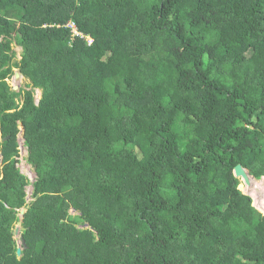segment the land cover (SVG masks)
Here are the masks:
<instances>
[{
	"label": "trees",
	"instance_id": "trees-1",
	"mask_svg": "<svg viewBox=\"0 0 264 264\" xmlns=\"http://www.w3.org/2000/svg\"><path fill=\"white\" fill-rule=\"evenodd\" d=\"M239 164L264 178V0H0V264H264Z\"/></svg>",
	"mask_w": 264,
	"mask_h": 264
},
{
	"label": "rangeland",
	"instance_id": "rangeland-1",
	"mask_svg": "<svg viewBox=\"0 0 264 264\" xmlns=\"http://www.w3.org/2000/svg\"><path fill=\"white\" fill-rule=\"evenodd\" d=\"M14 46V49H15V52H16V59L17 60H20L21 59V53H22V49L18 46H16L15 44L13 45ZM27 79H25L23 76L20 77L19 79H15V77H13L11 80H9V83L12 85V86H18V89L20 87L23 86V88H25L26 84H27ZM35 92V99L36 101L38 102L41 98V91L40 90H34ZM27 156V151L23 149V147L21 146V163L19 164V168L21 169V171L26 174L30 179H35L36 178V175H35V172L34 170L31 168V166L25 161L24 157ZM256 180V179H255ZM259 184H263L264 183V178L260 179V180H256ZM246 185L243 183L242 181V184L239 186V189L240 190H244L243 193L246 194V195H249L252 197L253 199V205L256 206V208L264 214V211L260 208V206L258 205L260 203V200L259 198L263 195H261V192H255V193H251L250 191H247V186L245 187ZM251 186V185H250ZM245 188V189H244ZM258 189V188H257ZM256 189V190H257ZM32 190L33 188L31 186H29L27 188V193H28V199L31 200V196H30V193H32ZM259 191V190H258ZM258 194V195H257ZM257 195V201L255 200V196Z\"/></svg>",
	"mask_w": 264,
	"mask_h": 264
},
{
	"label": "water",
	"instance_id": "water-1",
	"mask_svg": "<svg viewBox=\"0 0 264 264\" xmlns=\"http://www.w3.org/2000/svg\"><path fill=\"white\" fill-rule=\"evenodd\" d=\"M14 77H15V79H19L20 77H22V75L20 74V72L16 71ZM17 89H18V86H14V90H17ZM21 143L23 145V141H21ZM234 175H235V177L240 178L241 181H243V183L247 186L251 185V179L250 178L255 179L253 176H251L249 174V172L241 164H239L235 167ZM32 181H34V179H32ZM31 194L32 193H30V195ZM23 214H24V210H22V212H21V215H23ZM20 225L21 224L18 223L16 230H15V238L18 242L17 254L19 257L22 255L23 246H25V240L22 236H20Z\"/></svg>",
	"mask_w": 264,
	"mask_h": 264
},
{
	"label": "built area",
	"instance_id": "built-area-1",
	"mask_svg": "<svg viewBox=\"0 0 264 264\" xmlns=\"http://www.w3.org/2000/svg\"><path fill=\"white\" fill-rule=\"evenodd\" d=\"M69 27H71L73 29V33L75 35H78V32H77L76 27L74 26V24H70ZM89 41H91V40H89Z\"/></svg>",
	"mask_w": 264,
	"mask_h": 264
}]
</instances>
